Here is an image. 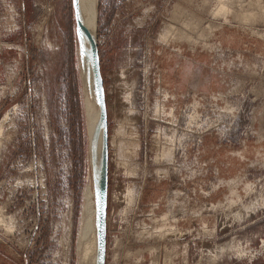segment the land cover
<instances>
[{
	"label": "rangeland",
	"instance_id": "rangeland-1",
	"mask_svg": "<svg viewBox=\"0 0 264 264\" xmlns=\"http://www.w3.org/2000/svg\"><path fill=\"white\" fill-rule=\"evenodd\" d=\"M97 11L110 141L106 264H264V160L172 174L166 198L138 213L158 224L141 237L120 228L134 170L144 159L159 164L146 105L159 95L157 76L168 86L180 60L170 52L185 37L241 78L226 97L183 103L179 123L188 109L208 127L223 120L202 148L207 139L231 152L264 141V0H98ZM77 39L72 0H0V264H80L91 183Z\"/></svg>",
	"mask_w": 264,
	"mask_h": 264
},
{
	"label": "crops",
	"instance_id": "crops-1",
	"mask_svg": "<svg viewBox=\"0 0 264 264\" xmlns=\"http://www.w3.org/2000/svg\"><path fill=\"white\" fill-rule=\"evenodd\" d=\"M185 39L187 46L180 44L177 53L167 51L180 60L172 70V76L171 72L169 75L165 71L162 73L167 74L168 86L160 83L161 77L157 76L159 82L155 86L159 95L156 98L150 96L146 105L147 130L156 122L177 125L181 114L179 107L183 103L199 104L207 94L226 97L239 85V74L228 72L226 67L217 66L205 48L202 49L198 43L190 41V38ZM162 91L164 93H160ZM157 102L161 104L160 112L156 111ZM212 144L213 140L207 139V148H196L185 158L176 157L173 149L166 147L157 166H150L144 159L139 168L134 170L133 179L128 185L126 204L120 218L121 231L128 232L134 228L137 229L136 235L141 237L138 230L158 224L159 217H140L138 213L144 208L143 204L159 197L162 200L163 195L166 198L172 174L178 177L196 176L212 167L235 170L250 160H264V141L257 145L248 144L238 153L211 147Z\"/></svg>",
	"mask_w": 264,
	"mask_h": 264
},
{
	"label": "bare ground",
	"instance_id": "bare-ground-1",
	"mask_svg": "<svg viewBox=\"0 0 264 264\" xmlns=\"http://www.w3.org/2000/svg\"><path fill=\"white\" fill-rule=\"evenodd\" d=\"M98 0H79L80 20L97 43ZM88 33L81 30L77 39V67L81 84L88 140L89 182L82 207V228L79 234L80 264H98L99 184L103 152V132L99 125L100 110L90 63Z\"/></svg>",
	"mask_w": 264,
	"mask_h": 264
},
{
	"label": "water",
	"instance_id": "water-1",
	"mask_svg": "<svg viewBox=\"0 0 264 264\" xmlns=\"http://www.w3.org/2000/svg\"><path fill=\"white\" fill-rule=\"evenodd\" d=\"M73 1L74 20L76 32L84 30L89 36L90 63L97 92L98 105L100 110L99 125L103 132V152L101 158V178L99 184V229H98V264H106L107 259V219L109 206V118L106 99L105 82L102 74V66L99 49L94 37L89 33L86 26L80 20L79 0Z\"/></svg>",
	"mask_w": 264,
	"mask_h": 264
},
{
	"label": "built area",
	"instance_id": "built-area-1",
	"mask_svg": "<svg viewBox=\"0 0 264 264\" xmlns=\"http://www.w3.org/2000/svg\"><path fill=\"white\" fill-rule=\"evenodd\" d=\"M217 101L218 100L215 99L211 100L215 105ZM198 111L199 110L196 109L183 110L181 121L175 126L156 122L153 125L152 133L150 135V152L159 156L166 147H169L174 150V153L178 158H185L192 150L203 147L207 135L217 131L223 120H216L217 124L213 122L212 126L208 127L207 124H200ZM222 135H224V132H222ZM238 152L239 151H236L235 153ZM180 185H182V183ZM219 188L220 187L217 189ZM180 197L181 196L177 195V199H180Z\"/></svg>",
	"mask_w": 264,
	"mask_h": 264
}]
</instances>
